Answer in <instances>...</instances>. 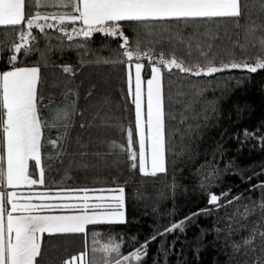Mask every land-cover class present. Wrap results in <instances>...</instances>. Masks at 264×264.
Returning a JSON list of instances; mask_svg holds the SVG:
<instances>
[{"label": "trees", "instance_id": "trees-1", "mask_svg": "<svg viewBox=\"0 0 264 264\" xmlns=\"http://www.w3.org/2000/svg\"><path fill=\"white\" fill-rule=\"evenodd\" d=\"M242 2L245 12L239 20L125 22L123 29L132 44L137 38L144 40L142 49H152L156 59L161 53L166 58L174 53L188 64L203 65L195 52L199 42L206 50L207 44L212 45L210 55L217 65L232 59L254 63L262 53L253 42L264 37V30H247L264 25V0ZM35 10L33 0H26V18ZM78 26L67 24L66 29L71 32ZM22 30L23 26L0 27V72L13 66L9 58ZM146 33L148 39L162 42L149 44ZM32 35L31 51L16 54L15 66L40 69V117L51 123L49 116L56 106L73 105V112L66 131L43 130L44 185L23 186L19 191L122 187L127 212L123 223L89 225L85 233L42 234L37 264H63L86 250L91 258L92 248L109 240L121 244L122 255L141 249V260L130 264H264V238L257 235L251 245L243 243L254 231L264 232V209L259 207L264 202V70H226L196 77L161 66L166 171L145 176L131 167L128 158V129L133 131V150L138 151L128 64L105 62L124 59L122 40L94 33L88 39L69 41L55 28L43 33L33 29ZM180 37L192 41L191 57ZM238 37L242 48L234 47ZM140 62L149 78L148 60ZM66 66L71 72L63 71ZM50 139L58 140V145L49 144ZM29 171L38 178L33 161ZM0 190L13 189L0 186ZM211 194L221 198L218 205L209 203ZM182 221L181 227L167 231ZM95 255L99 259V253Z\"/></svg>", "mask_w": 264, "mask_h": 264}, {"label": "snow or ice", "instance_id": "snow-or-ice-1", "mask_svg": "<svg viewBox=\"0 0 264 264\" xmlns=\"http://www.w3.org/2000/svg\"><path fill=\"white\" fill-rule=\"evenodd\" d=\"M36 10L26 18V0H0V27L16 29L23 26L18 40L13 44V54L9 62L13 65L10 70L0 72V139L3 142L4 153L0 155V186L13 189L0 191V264H37L41 255L42 234L85 233L86 226L101 223L124 222V189H79V190H47L39 192H20L23 186L44 185L45 169L42 166L41 149L42 136L45 128H68L73 105L56 106L50 113L51 123L42 120L38 110L37 84L40 79L39 67H16V54L31 51L30 44L35 40L33 29L41 33L46 28H55L64 33L69 41L76 37L88 39L94 33L122 40L119 48L124 58L120 62L129 65L128 84L129 95L135 105V129L138 134V151L133 150V131L127 130V151L133 169L138 168L145 176H155L166 171L165 168V97L163 92V69L168 72L178 70L181 73L200 76H212L226 70H246L256 73L264 70V37L254 41L261 49L254 63L246 59L230 60L227 63H215V57L210 55L212 45L197 42L195 52L205 63L188 64L184 59H178L175 54L165 57L163 53L156 59L152 49H142L145 42L137 38L134 44L125 35L123 24H137L147 21L161 20H211L227 18L239 20L245 12L242 0H33ZM264 8V2H262ZM42 7L67 9V11L41 12ZM71 32L66 25H76ZM264 30V25H252L247 31L255 33ZM149 44H160V40L148 39ZM247 35V33H246ZM169 42L173 38L169 37ZM179 43L185 44L186 55L193 54L192 41L179 38ZM234 47H243L237 38ZM148 60L151 78L142 79L141 70ZM135 61V86L132 87V62ZM64 72H71L70 67H64ZM146 95V112L143 111ZM83 127V125H81ZM52 146L58 145V140L47 141ZM117 147V145H113ZM121 151L125 149L119 146ZM6 161V167L4 163ZM33 161L38 169V178H33L29 171V162ZM264 187V185H261ZM90 192L115 193L111 195L90 196ZM79 193H82L80 195ZM220 197L211 194L209 203L217 204ZM235 199H239L238 197ZM232 203V201H228ZM259 207L264 209V202ZM65 212L68 214H46L50 212ZM249 214L245 208L244 215ZM173 225L167 231L181 227ZM264 238V232H255L246 239L244 245H251L255 237ZM94 243H96L94 241ZM239 251L240 246H236ZM93 255L89 258L86 250L71 257L63 264H130L132 260L139 262L142 257L141 249L130 255L121 254V244L112 240L99 247L92 248ZM99 253V259L96 257Z\"/></svg>", "mask_w": 264, "mask_h": 264}, {"label": "rangeland", "instance_id": "rangeland-1", "mask_svg": "<svg viewBox=\"0 0 264 264\" xmlns=\"http://www.w3.org/2000/svg\"><path fill=\"white\" fill-rule=\"evenodd\" d=\"M78 27H81V26H78ZM10 49H11V47H10ZM134 64H132V66H131V72H132V78H133V84H132L133 90H134V86H135V67H134ZM128 73H129V65H128ZM141 75H142L143 81H145V84L143 85V87L146 89V81L151 78V74H150L149 78H145V76H144V68H143L141 70ZM142 110L146 112V95L144 97V105H143V109ZM137 139H138V134H137ZM37 192H39V191H37ZM79 194L82 195V193H79ZM111 194H115V193H100V192H90L89 193L90 196L111 195ZM122 210L124 212V221H125L127 219L125 192H124V208ZM46 214L56 215V214H68V213L56 211V212H50V213H46ZM88 226H86V229H87Z\"/></svg>", "mask_w": 264, "mask_h": 264}, {"label": "crops", "instance_id": "crops-1", "mask_svg": "<svg viewBox=\"0 0 264 264\" xmlns=\"http://www.w3.org/2000/svg\"><path fill=\"white\" fill-rule=\"evenodd\" d=\"M33 67V66H32ZM4 153V149H3V142H2V139H0V155H2ZM30 163V162H29ZM4 166L6 167V161L4 163ZM0 191H5L7 192L6 190H0ZM12 191V190H10Z\"/></svg>", "mask_w": 264, "mask_h": 264}]
</instances>
